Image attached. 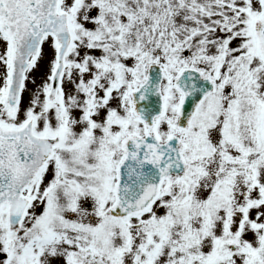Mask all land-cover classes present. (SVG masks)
Returning <instances> with one entry per match:
<instances>
[{"label":"snow or ice","instance_id":"1","mask_svg":"<svg viewBox=\"0 0 264 264\" xmlns=\"http://www.w3.org/2000/svg\"><path fill=\"white\" fill-rule=\"evenodd\" d=\"M0 264H264V0H0Z\"/></svg>","mask_w":264,"mask_h":264}]
</instances>
